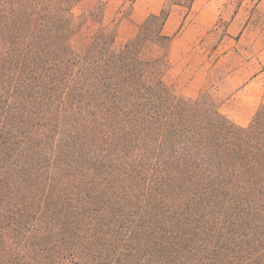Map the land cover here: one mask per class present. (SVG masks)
Returning a JSON list of instances; mask_svg holds the SVG:
<instances>
[{
    "label": "trees",
    "instance_id": "obj_1",
    "mask_svg": "<svg viewBox=\"0 0 264 264\" xmlns=\"http://www.w3.org/2000/svg\"><path fill=\"white\" fill-rule=\"evenodd\" d=\"M195 1L118 46L107 2L0 0V264H264V106L164 79Z\"/></svg>",
    "mask_w": 264,
    "mask_h": 264
},
{
    "label": "rangeland",
    "instance_id": "obj_2",
    "mask_svg": "<svg viewBox=\"0 0 264 264\" xmlns=\"http://www.w3.org/2000/svg\"><path fill=\"white\" fill-rule=\"evenodd\" d=\"M164 1L137 0L130 7V0H84L83 9L107 2L105 25L123 46ZM165 33L174 40L164 77L170 90L189 98L211 92L225 115L247 125L264 106V0H196L190 9L175 7Z\"/></svg>",
    "mask_w": 264,
    "mask_h": 264
}]
</instances>
